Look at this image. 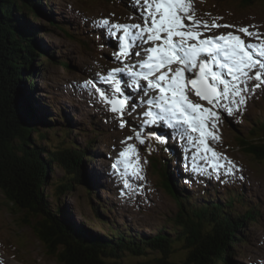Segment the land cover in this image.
I'll use <instances>...</instances> for the list:
<instances>
[{
	"label": "rangeland",
	"instance_id": "1",
	"mask_svg": "<svg viewBox=\"0 0 264 264\" xmlns=\"http://www.w3.org/2000/svg\"><path fill=\"white\" fill-rule=\"evenodd\" d=\"M41 1L39 8L44 10L45 15L36 12L39 21L33 22V26L39 28V34L36 37L39 48L37 52L46 54V51H51L56 59H65L70 69H65L56 62V65H53V62L50 64L43 62L40 65L41 72L33 78L35 83L31 93L33 102L38 104L42 112L48 111L49 116L56 119L46 139H38L37 144L43 146L47 142L53 147H61L59 144L61 135L67 130L65 124L75 130L72 132L70 128V136L64 140V145L72 144L83 150L86 148L88 139L94 141L91 147L86 148L88 155L92 156L93 164L91 162L83 165L89 187L83 183H74V189L58 197L60 206L70 209V218L72 217L73 222L77 225L82 224L92 235L105 236L104 233H109L107 226L109 224L130 236L140 234L144 238H152L159 234L172 239L174 237L172 221L177 215V206L174 199L162 187L156 164L151 163L146 156V147L150 140H147L145 145L139 146L142 163L147 161L143 163L145 179L135 181L140 187L134 191L126 190L121 176L114 172L111 164L125 146L121 141L125 137L134 135L129 119L135 126H139V123L132 119L133 113L131 115L126 113L124 119L128 121V126L121 128L120 120L109 111L107 105L99 100L95 89H92L90 85L88 90L82 88L89 78L96 80L98 73L105 74L111 70L110 67H113V64H119L114 61V54H111L115 48L114 42L112 41L109 46L106 44L105 33L94 26V21L107 18L121 24H136L137 16L133 13H137V9L130 6V0H120L118 2L120 9L109 5L104 0H49V3L45 0ZM238 1L193 0V6L198 19L211 23L213 18H219L216 19V23L235 25L236 29L255 25V28L250 27L249 31L259 32L261 37H264V4H256L248 9L238 7ZM48 4L52 6L51 10ZM52 21L65 26L74 38L69 39L62 32L51 28ZM236 29L220 27L206 32L205 35L215 36L234 32L246 43L257 42L256 37L250 38ZM80 39L89 42L90 46L84 49L78 43ZM102 44L106 46L100 47ZM133 52L135 53V50ZM134 56L133 54L132 58ZM125 63L130 62L125 61ZM256 83L255 79L250 80L249 89ZM101 87L109 86L101 85ZM128 91L132 94L130 89ZM4 92L1 91L0 98H3ZM108 94L112 95L109 89ZM247 95L249 98L246 107L241 112H236L230 117L224 114V119L219 124L220 141L212 145L216 152L233 161L240 171H234L231 176L222 174L219 179L215 174L197 175L187 166L189 161L184 158L185 153L182 152L184 142L177 140L179 152L173 150V146L170 149L177 156L178 170L182 178H189L182 179L179 186L182 188L183 195L191 196L190 207L192 204L200 205L203 201L207 202L206 198L198 196V192L207 191L211 198L222 203L228 194L230 197L235 194L234 189L241 191L250 207L256 208V213L259 215L257 221L241 226L240 231L247 234V241L234 247L231 260L234 264H264V162L258 163L251 160L235 147L234 141L236 133L242 137L247 136L248 131L256 125L258 119L264 121V88H259L254 94ZM193 96L197 103L208 106L206 102ZM136 112H139L138 109ZM79 129L82 131L79 132ZM129 143H135V141H129ZM171 153L169 151L166 155L170 156ZM164 155L161 153L165 169L168 168L173 172L177 168L176 163L172 157H169L171 162L168 163L167 160L165 162ZM108 162L111 163L108 164ZM91 177L94 178L95 185H92ZM63 181H65L64 172L59 167H53L45 187V194L52 205L55 204L53 198L57 194L56 187ZM122 192L126 194L121 195ZM244 211L241 205L235 203L231 212L237 214ZM23 217L28 220L24 215ZM23 217L7 207L0 193V264H56V260L46 253L32 228L21 224ZM29 219L32 220V218ZM128 230L130 233L126 232ZM7 241L9 242L5 246ZM9 244L13 248H10ZM174 250L170 256L182 259L183 252L180 247L175 245ZM19 251H21L22 259L19 257ZM17 253L18 256L15 257ZM135 260L140 259L124 254L119 264L135 263Z\"/></svg>",
	"mask_w": 264,
	"mask_h": 264
},
{
	"label": "trees",
	"instance_id": "2",
	"mask_svg": "<svg viewBox=\"0 0 264 264\" xmlns=\"http://www.w3.org/2000/svg\"><path fill=\"white\" fill-rule=\"evenodd\" d=\"M45 1L49 3V0ZM104 1L118 5L117 0ZM41 2L0 0V90L5 91L0 98V193L7 207L28 218L23 217L21 224L32 228L56 264H119L124 254L140 259L130 264H234L231 257L236 243L242 241L238 235L241 226L256 221L252 207L245 203L240 192L232 197L228 195L223 204L208 199L207 203L190 207L191 196H182L178 181H174V186L170 184L163 165L155 170L162 187L177 206V215L172 221V239L159 234L152 238L140 234L130 236L109 224V233H104L105 236L92 235L82 224L73 222L70 209L60 206L58 197L74 189V183L89 187L83 170L88 153L86 148L80 150L72 144H63L71 133L66 124L67 130L62 133L59 143L61 147H53L47 142L43 146L37 144L38 139H46L56 119L49 116L48 111L42 112L33 102V78L41 72L43 62L58 63L69 69L68 63L57 60L51 51L37 52L39 28H35L33 22L39 21L36 12L45 15L39 8ZM261 3L264 4V0H239L238 7L249 9ZM48 5L51 10L52 6ZM50 27L72 38L62 25L52 21ZM86 45L83 43L82 47L86 49ZM234 141L235 147L251 160L264 162V121H258L245 137L236 133ZM92 144L93 141L87 146ZM150 154L153 153L150 151ZM151 159L159 161L153 155ZM53 167L61 168L65 180L56 187L54 205L45 194ZM236 202L243 205L245 211L242 214L231 212ZM126 232L130 233L129 230ZM175 245L183 252L182 259L170 256ZM9 247L13 248L11 244Z\"/></svg>",
	"mask_w": 264,
	"mask_h": 264
},
{
	"label": "snow or ice",
	"instance_id": "3",
	"mask_svg": "<svg viewBox=\"0 0 264 264\" xmlns=\"http://www.w3.org/2000/svg\"><path fill=\"white\" fill-rule=\"evenodd\" d=\"M130 6L137 9V18L143 24H121L107 18L94 21V26L114 42V61L122 67L98 73L96 80L89 78L82 85L85 90L89 85L95 89L99 100L120 120L121 128L128 126L126 113L131 115L138 107L147 106L140 113L143 123L131 125L134 135L121 141L125 146L112 164L124 188L134 191L140 187L135 181L145 179L143 163L147 161L142 163L139 146L152 138L168 142V137L157 131H147L150 128L163 127L170 130L171 139L184 142L182 152L189 161L187 166L197 175L215 174L219 179L222 174L231 176L240 171L212 145L220 141L219 124L224 114L230 117L241 112L246 107L247 94L264 88V37L249 31L255 25L236 29L235 25L216 23L219 18H213L211 23L198 19L193 0H130ZM220 27L234 28L245 36L256 37L257 42L246 43L234 32L205 35ZM134 49L139 51L134 53ZM133 54H143L144 58L125 63ZM252 79L257 83L249 89ZM101 85L109 86L112 95ZM140 93L148 98L138 103ZM190 95L208 106L194 102ZM133 140L135 143H129Z\"/></svg>",
	"mask_w": 264,
	"mask_h": 264
},
{
	"label": "bare ground",
	"instance_id": "4",
	"mask_svg": "<svg viewBox=\"0 0 264 264\" xmlns=\"http://www.w3.org/2000/svg\"><path fill=\"white\" fill-rule=\"evenodd\" d=\"M214 3H215V2H214ZM133 15H136V12H134ZM136 16H137V15H136ZM136 20H137V22H140V19H139V18L135 19V21H136ZM123 85H125V84H123ZM146 98H148V97H146ZM52 102H53V101H52ZM68 126H70V125H68ZM69 128H71V127H69ZM71 129H72V132H73V130H75V129H73V128H71ZM150 129H152V128H150ZM80 131H82V130L79 129V132H80ZM75 133H76V134H79L78 132H75ZM90 141H92V139H88V140H87V144H86V148H87V149H88V146H87V145L91 143ZM162 146H163V147H166L165 144H163V143H162ZM162 146H158V147H157V149L160 151V154H159L160 159H161V157H162V156H161V153H164V154H165V155H164V159L167 158V157H168V158L171 157V155H170V156H167V155H166V152H165L164 150H162V149L160 150L159 147H162ZM166 149H167V148H166ZM90 150H91V149H90ZM91 159H92V156L87 155V160H88L87 163H91V162H92ZM170 160H171V159H170ZM161 162H162V165H163V167H164V163H163L162 159H161ZM165 162H166V161H165ZM91 164H93V162H92ZM90 166H91V165H90ZM161 168H162V167H161ZM164 168H165V167H164ZM164 173H165V172H164ZM85 177H86V176H85ZM86 178H87V177H86ZM90 180H91V182H92V185H95V184L93 183L94 178L91 177ZM87 182H89V181H87ZM176 187H177V186H176ZM231 197H232V196H231ZM233 206H234V205H233ZM108 208L111 209L110 207H108ZM251 211H252V214H254V213L257 212L255 207H252ZM239 214H242V213H239ZM246 223H247V221H246ZM247 224H248V223H247ZM104 225H105V224H104ZM245 225H246V224H245ZM107 226H108V225H107ZM243 234H244V233H243ZM246 235H247V234H244L245 237H247ZM61 260H62V259H61Z\"/></svg>",
	"mask_w": 264,
	"mask_h": 264
}]
</instances>
